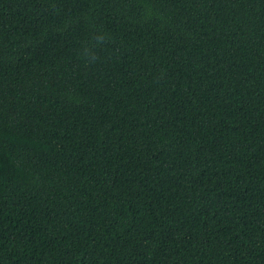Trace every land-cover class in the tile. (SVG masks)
I'll return each instance as SVG.
<instances>
[{
	"label": "trees",
	"instance_id": "obj_1",
	"mask_svg": "<svg viewBox=\"0 0 264 264\" xmlns=\"http://www.w3.org/2000/svg\"><path fill=\"white\" fill-rule=\"evenodd\" d=\"M0 264H264V0H0Z\"/></svg>",
	"mask_w": 264,
	"mask_h": 264
},
{
	"label": "clouds",
	"instance_id": "obj_2",
	"mask_svg": "<svg viewBox=\"0 0 264 264\" xmlns=\"http://www.w3.org/2000/svg\"><path fill=\"white\" fill-rule=\"evenodd\" d=\"M104 39H105V36H104L103 33H98V34L96 35V41H97L98 43H99V42H103ZM85 55L88 56V58H89L90 60H95V56L92 55L91 53L86 52Z\"/></svg>",
	"mask_w": 264,
	"mask_h": 264
},
{
	"label": "bare ground",
	"instance_id": "obj_3",
	"mask_svg": "<svg viewBox=\"0 0 264 264\" xmlns=\"http://www.w3.org/2000/svg\"><path fill=\"white\" fill-rule=\"evenodd\" d=\"M132 31V30H131ZM48 87V86H47ZM53 88V87H52ZM50 89V88H49ZM60 93V92H59ZM87 95V94H86ZM75 96V95H74ZM33 102V101H32ZM36 102V101H35ZM89 130V129H88ZM89 134V133H88ZM91 134V133H90ZM71 182V181H70ZM62 192V191H61ZM188 215V214H187Z\"/></svg>",
	"mask_w": 264,
	"mask_h": 264
}]
</instances>
